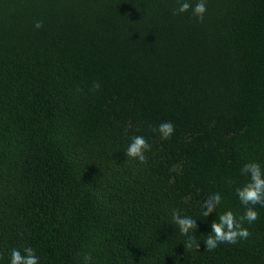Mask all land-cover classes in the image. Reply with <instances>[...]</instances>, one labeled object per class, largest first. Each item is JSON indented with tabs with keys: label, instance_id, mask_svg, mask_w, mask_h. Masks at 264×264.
Masks as SVG:
<instances>
[{
	"label": "trees",
	"instance_id": "trees-1",
	"mask_svg": "<svg viewBox=\"0 0 264 264\" xmlns=\"http://www.w3.org/2000/svg\"><path fill=\"white\" fill-rule=\"evenodd\" d=\"M184 2L0 0V264L26 247L40 264H264L260 205L247 239L204 243L243 217L244 164L264 169V0H206L203 19Z\"/></svg>",
	"mask_w": 264,
	"mask_h": 264
},
{
	"label": "clouds",
	"instance_id": "clouds-1",
	"mask_svg": "<svg viewBox=\"0 0 264 264\" xmlns=\"http://www.w3.org/2000/svg\"><path fill=\"white\" fill-rule=\"evenodd\" d=\"M190 8L194 17L203 19L207 11L206 0H197L194 7L190 3L184 2L180 5L178 11L179 13H185ZM35 27L39 29L41 24L36 23ZM98 86L96 85V87ZM154 131L159 134L162 140H167L173 135L175 129L171 122H162ZM149 149L150 145L143 136H134L126 149L125 156L144 163L145 153ZM241 174L248 177V183L236 189V196L246 209L244 215L241 217L240 222H237L234 214L231 211H226L211 223V230L204 242L206 249L209 251L215 249L220 243H236L238 239H247L249 233L247 229L242 227L243 221L248 223L256 221L258 213L254 206L264 207V169L258 163L249 162L244 164ZM199 203L202 205L203 213L214 212L221 203V196L218 192H210ZM172 222L179 227L180 231L187 232L192 231V226L196 224L197 219L191 214L173 212ZM9 264H40V261L34 249L26 247L23 249V254L21 250L13 249ZM83 264H94L91 255L84 256Z\"/></svg>",
	"mask_w": 264,
	"mask_h": 264
}]
</instances>
